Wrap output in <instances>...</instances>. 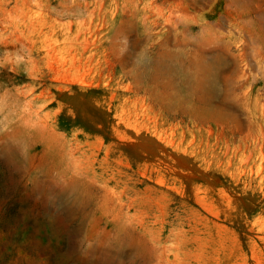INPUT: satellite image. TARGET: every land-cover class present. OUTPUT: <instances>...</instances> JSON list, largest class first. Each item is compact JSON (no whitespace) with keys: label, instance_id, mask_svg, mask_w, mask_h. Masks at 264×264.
<instances>
[{"label":"rangeland","instance_id":"374dc122","mask_svg":"<svg viewBox=\"0 0 264 264\" xmlns=\"http://www.w3.org/2000/svg\"><path fill=\"white\" fill-rule=\"evenodd\" d=\"M0 264H264V0H0Z\"/></svg>","mask_w":264,"mask_h":264}]
</instances>
